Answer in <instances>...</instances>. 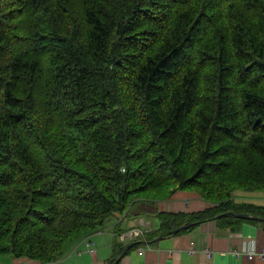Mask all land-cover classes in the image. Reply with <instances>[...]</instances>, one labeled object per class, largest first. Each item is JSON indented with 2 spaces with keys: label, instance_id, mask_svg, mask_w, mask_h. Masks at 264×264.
<instances>
[{
  "label": "trees",
  "instance_id": "16d2710c",
  "mask_svg": "<svg viewBox=\"0 0 264 264\" xmlns=\"http://www.w3.org/2000/svg\"><path fill=\"white\" fill-rule=\"evenodd\" d=\"M0 54V257L55 262L177 191L211 205L128 252L264 218L233 199L264 192V0H0Z\"/></svg>",
  "mask_w": 264,
  "mask_h": 264
},
{
  "label": "crops",
  "instance_id": "0c3cea01",
  "mask_svg": "<svg viewBox=\"0 0 264 264\" xmlns=\"http://www.w3.org/2000/svg\"><path fill=\"white\" fill-rule=\"evenodd\" d=\"M233 199L236 203L264 207V192H237ZM210 205L191 191H177L170 199L153 204L139 201L124 215L112 217L103 228L87 236L90 246L82 239L55 262L0 257V264H112L115 243H131L120 240L118 225L123 228L121 234L131 228L151 230L158 224L159 212L191 213ZM118 264H264V225L242 223L233 232L218 228L213 221L205 222L190 232L158 239L153 244L144 243L130 250Z\"/></svg>",
  "mask_w": 264,
  "mask_h": 264
},
{
  "label": "water",
  "instance_id": "95a60500",
  "mask_svg": "<svg viewBox=\"0 0 264 264\" xmlns=\"http://www.w3.org/2000/svg\"><path fill=\"white\" fill-rule=\"evenodd\" d=\"M221 216H234L237 219H241V220H247V221H257V222H264V218H259L257 216H253V215H249V214H244V213H235V212H225L220 214L218 217ZM186 229V226H182L179 230H184ZM176 232V231H175ZM175 232H173L175 234ZM134 243H129L128 245H126L123 249V251L121 252V254L117 257V259L115 260V262L113 264H118L120 262V260L126 255V253L128 252L129 249L132 248Z\"/></svg>",
  "mask_w": 264,
  "mask_h": 264
},
{
  "label": "built area",
  "instance_id": "2783aa9c",
  "mask_svg": "<svg viewBox=\"0 0 264 264\" xmlns=\"http://www.w3.org/2000/svg\"><path fill=\"white\" fill-rule=\"evenodd\" d=\"M149 231V228L146 227L144 229H138V228H131L129 231H127L124 235L120 236V239H127V240H135L136 238L146 234ZM85 245L88 247L90 246V242L87 238L84 239ZM90 252H94V249L90 248ZM237 253V252H236Z\"/></svg>",
  "mask_w": 264,
  "mask_h": 264
},
{
  "label": "rangeland",
  "instance_id": "374dc122",
  "mask_svg": "<svg viewBox=\"0 0 264 264\" xmlns=\"http://www.w3.org/2000/svg\"><path fill=\"white\" fill-rule=\"evenodd\" d=\"M255 122H258V123H262L264 124V117H260V118H257L256 120H254Z\"/></svg>",
  "mask_w": 264,
  "mask_h": 264
},
{
  "label": "bare ground",
  "instance_id": "6f19581e",
  "mask_svg": "<svg viewBox=\"0 0 264 264\" xmlns=\"http://www.w3.org/2000/svg\"><path fill=\"white\" fill-rule=\"evenodd\" d=\"M1 55V54H0ZM15 66V65H14ZM9 69V68H8ZM19 69V68H18ZM16 71V70H15Z\"/></svg>",
  "mask_w": 264,
  "mask_h": 264
},
{
  "label": "clouds",
  "instance_id": "9594fccd",
  "mask_svg": "<svg viewBox=\"0 0 264 264\" xmlns=\"http://www.w3.org/2000/svg\"><path fill=\"white\" fill-rule=\"evenodd\" d=\"M261 223V222H260Z\"/></svg>",
  "mask_w": 264,
  "mask_h": 264
}]
</instances>
